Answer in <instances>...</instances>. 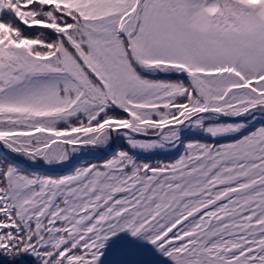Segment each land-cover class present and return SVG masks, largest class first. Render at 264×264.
Returning <instances> with one entry per match:
<instances>
[{"label":"snow or ice","instance_id":"6c2138e0","mask_svg":"<svg viewBox=\"0 0 264 264\" xmlns=\"http://www.w3.org/2000/svg\"><path fill=\"white\" fill-rule=\"evenodd\" d=\"M0 264H264V0H0Z\"/></svg>","mask_w":264,"mask_h":264},{"label":"trees","instance_id":"16d2710c","mask_svg":"<svg viewBox=\"0 0 264 264\" xmlns=\"http://www.w3.org/2000/svg\"><path fill=\"white\" fill-rule=\"evenodd\" d=\"M96 155H97V154H93L91 157H89V159H92L93 162H95ZM98 155H101V156H102L103 154H98ZM155 159H163V157H156Z\"/></svg>","mask_w":264,"mask_h":264}]
</instances>
